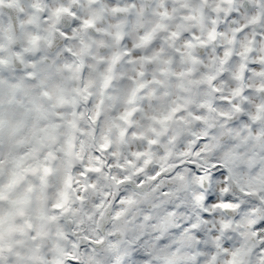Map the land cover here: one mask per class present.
<instances>
[{"label": "clouds", "instance_id": "1", "mask_svg": "<svg viewBox=\"0 0 264 264\" xmlns=\"http://www.w3.org/2000/svg\"><path fill=\"white\" fill-rule=\"evenodd\" d=\"M222 126L264 160V0H0V264H123L154 227L150 200L196 190L186 165L200 140L218 138L203 159L232 147ZM218 191L241 219H217L250 237L264 164ZM248 257L241 246L197 261Z\"/></svg>", "mask_w": 264, "mask_h": 264}, {"label": "snow or ice", "instance_id": "2", "mask_svg": "<svg viewBox=\"0 0 264 264\" xmlns=\"http://www.w3.org/2000/svg\"><path fill=\"white\" fill-rule=\"evenodd\" d=\"M246 119L247 117H242V120ZM222 128L220 140L233 141L232 147L226 149L222 142H218L215 151L207 159H203L200 153L201 146L209 140L217 142L218 138L211 136L200 140L194 149L197 158L186 165L199 179L196 190L188 192L183 202L178 198H169L166 189H161L160 200L155 198L150 200L149 212L154 215H144L142 218L154 227L151 233H142L137 238L139 243L129 244L123 264H145L149 257L158 264H187L182 255L186 249H195L196 255H193L191 260L192 264H198L197 255L203 257L209 250L230 247L236 249L241 246L249 251V264H264V259H261L264 257V218L249 224L250 237L238 235L233 231L230 220L217 219L221 214V208L226 216H234L236 220L241 219L239 213L231 211V202L237 197L231 194L225 195L221 204L218 186L225 182L226 177L234 173L244 169L255 172L264 164V160L257 163L256 160L249 158L247 152L241 151L242 145L235 142L236 138L233 137L230 127L222 126ZM261 156H264V149L261 151ZM123 195L124 193L121 194ZM56 207L62 206L56 205ZM248 207L249 204H243L240 212H244ZM82 241V246L85 248L97 245L96 241L89 240L86 236L82 237ZM245 241L253 245L250 250ZM141 245H144L147 251ZM233 254L235 255V251ZM69 264H79V262L70 261Z\"/></svg>", "mask_w": 264, "mask_h": 264}, {"label": "flooded vegetation", "instance_id": "3", "mask_svg": "<svg viewBox=\"0 0 264 264\" xmlns=\"http://www.w3.org/2000/svg\"><path fill=\"white\" fill-rule=\"evenodd\" d=\"M19 3L22 5L23 4V0H19Z\"/></svg>", "mask_w": 264, "mask_h": 264}]
</instances>
